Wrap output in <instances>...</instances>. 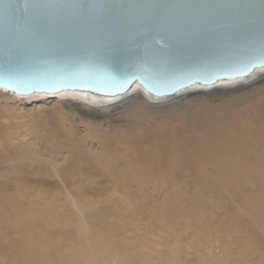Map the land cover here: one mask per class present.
<instances>
[{"label": "bare ground", "instance_id": "6f19581e", "mask_svg": "<svg viewBox=\"0 0 264 264\" xmlns=\"http://www.w3.org/2000/svg\"><path fill=\"white\" fill-rule=\"evenodd\" d=\"M206 97L219 98L221 108L201 112L211 103ZM11 101L43 103L33 117L46 114L49 126L24 129L15 117L27 111ZM66 108L83 120L57 123ZM28 185L64 192L70 204L64 219L71 223L56 207L20 196ZM83 193L132 199L144 193L136 208L112 197L111 212L127 210L135 219L142 208L150 217L161 213L199 229L232 226L237 242L264 259V68L166 97L138 86L110 99L76 92L22 96L0 87V264H130V241L121 234L108 238L90 223Z\"/></svg>", "mask_w": 264, "mask_h": 264}, {"label": "water", "instance_id": "95a60500", "mask_svg": "<svg viewBox=\"0 0 264 264\" xmlns=\"http://www.w3.org/2000/svg\"><path fill=\"white\" fill-rule=\"evenodd\" d=\"M264 68V0H0V87L166 97Z\"/></svg>", "mask_w": 264, "mask_h": 264}, {"label": "rangeland", "instance_id": "374dc122", "mask_svg": "<svg viewBox=\"0 0 264 264\" xmlns=\"http://www.w3.org/2000/svg\"><path fill=\"white\" fill-rule=\"evenodd\" d=\"M262 84L263 83L257 85L255 88L260 87ZM244 91L232 92V94L239 95ZM206 98L209 99L211 103L207 104L208 106L202 105V108H200L201 112H207L208 110L213 111L221 108L222 101L217 100L219 98ZM10 104L18 108L23 107L24 110L27 111L23 117H15V120H17V122H19L24 127V129L25 126H30L32 125V123H36L37 125L39 124L41 126L43 125V128L44 126H49L45 123V120L47 119L45 116L46 114H43L42 118L33 117L35 114H37L36 111L38 109V106L43 103L30 102L19 106L18 103L11 101ZM66 110L67 111L64 116H57V119L59 120H55L54 118L53 120L57 121V123L61 122L68 124H78L79 122H81V120H83L84 117L77 111L71 108H66ZM19 194L20 196H24L27 199H35L44 202L46 208H49V206L56 207L57 214L61 215V218L63 217V219L64 215H66L69 211L70 204L67 200V195L64 194V192L59 191L58 189L48 187H46L45 189H40L37 186L28 185L24 192ZM132 196L135 200L130 201L129 203V200L133 199L129 194L125 193L81 194L84 203V207L82 210L90 223L92 222V224H94L97 229H101L100 231L103 230L104 235L108 238H111L116 234H121L130 241V247L133 250V252L128 255V261L130 264H146L148 262H152L153 264L259 263V260L257 262V256L260 257V251L249 250L247 249V245L237 242L236 238L238 236V233L236 232L235 228L232 229V226L227 227L226 225L224 229L215 231V229L212 230L210 228L211 225H206L205 227L207 229L205 230L201 228L203 230L201 231V229L196 227L192 221H190L192 223L191 225L189 220L163 216L161 213H159L160 217H150L145 211L143 212L144 209L142 208L141 214L139 213L140 215L138 214L135 219L127 217V210L122 211L125 214L127 213L126 215L120 212V214H113L111 212L110 207L113 206V203L111 201L112 197H115L117 199L119 198V200L121 199V203H126L128 201L126 205L135 206L134 208H136L137 206H141L142 204L144 205V193H137ZM213 213H215V209H213ZM122 214L126 217L122 218ZM88 216L90 217V219L88 218ZM64 221H66L67 224L71 223L70 220L64 219ZM119 221H121V225L118 224ZM114 223H117L118 225ZM119 225L121 229L119 228ZM115 227H118L119 230ZM192 227L194 228L193 230L191 229ZM68 230L70 231L71 229L69 228ZM226 244H228V249L225 246ZM242 244H244L245 246L241 248ZM115 245L110 244L109 246H112L113 250H115L114 248H116L117 250L118 247L117 245L115 247ZM237 245L239 248L237 247ZM232 246H235L234 249L231 248ZM108 248L111 249V247ZM102 249L103 248H101L95 255L102 257ZM242 251L245 253H243ZM209 258L211 259L209 260ZM147 259H149L150 261H148ZM262 259L263 258L260 257L259 264H264V259L263 261Z\"/></svg>", "mask_w": 264, "mask_h": 264}]
</instances>
